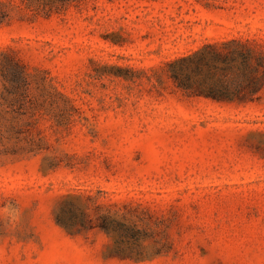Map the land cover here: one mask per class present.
<instances>
[{
  "label": "rangeland",
  "instance_id": "obj_1",
  "mask_svg": "<svg viewBox=\"0 0 264 264\" xmlns=\"http://www.w3.org/2000/svg\"><path fill=\"white\" fill-rule=\"evenodd\" d=\"M207 45L264 80V0H0V264H264V85L175 82Z\"/></svg>",
  "mask_w": 264,
  "mask_h": 264
},
{
  "label": "trees",
  "instance_id": "obj_2",
  "mask_svg": "<svg viewBox=\"0 0 264 264\" xmlns=\"http://www.w3.org/2000/svg\"><path fill=\"white\" fill-rule=\"evenodd\" d=\"M252 53L245 46L236 45L235 48L224 49L207 45L169 61L168 71L175 82L186 87L195 77H201L204 86L199 95L206 98L220 102H237L240 101L239 97L248 96L251 100L262 93L264 85L262 76L245 72L246 66L251 62ZM238 68L240 81H237ZM232 84H235L234 89Z\"/></svg>",
  "mask_w": 264,
  "mask_h": 264
},
{
  "label": "clouds",
  "instance_id": "obj_3",
  "mask_svg": "<svg viewBox=\"0 0 264 264\" xmlns=\"http://www.w3.org/2000/svg\"><path fill=\"white\" fill-rule=\"evenodd\" d=\"M0 211H3L6 214V219L9 222L18 221L21 215L19 210L13 208L11 205L6 206L3 210Z\"/></svg>",
  "mask_w": 264,
  "mask_h": 264
}]
</instances>
